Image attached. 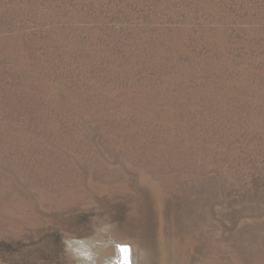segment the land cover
Wrapping results in <instances>:
<instances>
[{
	"label": "rangeland",
	"instance_id": "1",
	"mask_svg": "<svg viewBox=\"0 0 264 264\" xmlns=\"http://www.w3.org/2000/svg\"><path fill=\"white\" fill-rule=\"evenodd\" d=\"M106 225L130 264H264V0H0V264Z\"/></svg>",
	"mask_w": 264,
	"mask_h": 264
},
{
	"label": "clouds",
	"instance_id": "2",
	"mask_svg": "<svg viewBox=\"0 0 264 264\" xmlns=\"http://www.w3.org/2000/svg\"><path fill=\"white\" fill-rule=\"evenodd\" d=\"M99 238L90 243L89 252L84 258V264H97V257L99 253L97 248L114 247L119 254V258L105 259L103 264H130V249L128 246H121L115 243L114 239L110 236V226H104L98 230Z\"/></svg>",
	"mask_w": 264,
	"mask_h": 264
},
{
	"label": "bare ground",
	"instance_id": "3",
	"mask_svg": "<svg viewBox=\"0 0 264 264\" xmlns=\"http://www.w3.org/2000/svg\"><path fill=\"white\" fill-rule=\"evenodd\" d=\"M131 258V257H130Z\"/></svg>",
	"mask_w": 264,
	"mask_h": 264
}]
</instances>
